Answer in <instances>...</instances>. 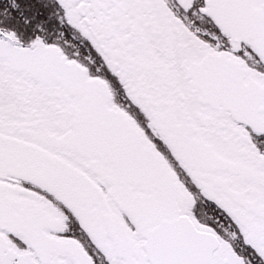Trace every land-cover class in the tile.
Instances as JSON below:
<instances>
[{
  "label": "snow or ice",
  "instance_id": "snow-or-ice-1",
  "mask_svg": "<svg viewBox=\"0 0 264 264\" xmlns=\"http://www.w3.org/2000/svg\"><path fill=\"white\" fill-rule=\"evenodd\" d=\"M0 264H264V0H0Z\"/></svg>",
  "mask_w": 264,
  "mask_h": 264
}]
</instances>
